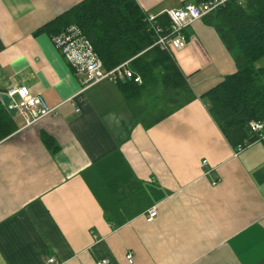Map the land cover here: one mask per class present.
I'll return each instance as SVG.
<instances>
[{"label":"crops","instance_id":"crops-1","mask_svg":"<svg viewBox=\"0 0 264 264\" xmlns=\"http://www.w3.org/2000/svg\"><path fill=\"white\" fill-rule=\"evenodd\" d=\"M81 1L0 0V93L54 109L0 141V264H264V145L236 153L199 99L235 71L217 34L186 30L172 54L197 98L146 128L117 83L84 86L35 35ZM136 2L159 16L193 0Z\"/></svg>","mask_w":264,"mask_h":264},{"label":"trees","instance_id":"trees-1","mask_svg":"<svg viewBox=\"0 0 264 264\" xmlns=\"http://www.w3.org/2000/svg\"><path fill=\"white\" fill-rule=\"evenodd\" d=\"M208 0H193L200 4ZM136 0H82L36 30L35 35L54 37L76 26L89 41L105 71L126 65L131 78L118 81L124 100L146 128L186 106L195 96L188 77L172 51L156 44L154 28H170L167 14L149 22ZM203 24L217 34L230 54L235 71L199 96L227 143L235 150L260 141L250 124H264V0H230L203 17ZM185 38L188 40L186 31ZM139 77L140 83L134 81ZM162 107V108H161ZM18 129L0 103V141ZM47 148L55 143L41 135Z\"/></svg>","mask_w":264,"mask_h":264},{"label":"built area","instance_id":"built-area-1","mask_svg":"<svg viewBox=\"0 0 264 264\" xmlns=\"http://www.w3.org/2000/svg\"><path fill=\"white\" fill-rule=\"evenodd\" d=\"M228 1L230 0H208L200 4L186 2L181 7L168 11L166 14L170 19L171 26L166 31L159 27L154 28L155 33L158 35L156 44L161 49L168 51L184 49L188 43L184 32L195 22ZM156 17L148 14L147 19L152 22ZM51 40L65 60L71 65L75 75L82 80L84 86L101 81L118 83L121 79L132 77V72L126 65H121L111 71H105L91 44L76 26H69L60 34L52 37ZM134 81L140 83L139 77H136ZM6 94L11 99V107H15L17 114L25 119V126L54 113V109L47 108L42 98L32 95L26 87L9 89ZM76 111L79 110L76 109ZM250 126L256 132H260L264 128V124L261 123L252 122ZM260 141L264 145V134L260 136ZM243 149V147L239 146L235 149V152L239 153ZM203 163L205 164V161ZM156 215V208H151L145 217L146 221H153ZM48 262L56 264L54 259H49ZM95 264H108V261L101 260Z\"/></svg>","mask_w":264,"mask_h":264},{"label":"water","instance_id":"water-1","mask_svg":"<svg viewBox=\"0 0 264 264\" xmlns=\"http://www.w3.org/2000/svg\"><path fill=\"white\" fill-rule=\"evenodd\" d=\"M123 81H125V79H123ZM0 103L12 117L17 115V109L15 107H11V99L6 92L0 93Z\"/></svg>","mask_w":264,"mask_h":264},{"label":"rangeland","instance_id":"rangeland-1","mask_svg":"<svg viewBox=\"0 0 264 264\" xmlns=\"http://www.w3.org/2000/svg\"><path fill=\"white\" fill-rule=\"evenodd\" d=\"M256 67H263L264 66V58H262L261 60L257 61V63L255 64Z\"/></svg>","mask_w":264,"mask_h":264}]
</instances>
